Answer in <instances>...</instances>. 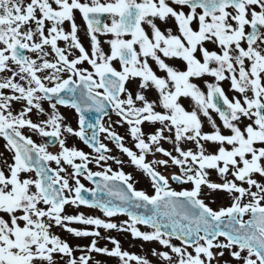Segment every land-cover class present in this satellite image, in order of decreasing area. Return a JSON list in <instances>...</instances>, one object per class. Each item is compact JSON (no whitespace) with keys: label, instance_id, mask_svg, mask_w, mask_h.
I'll use <instances>...</instances> for the list:
<instances>
[{"label":"snow or ice","instance_id":"6c2138e0","mask_svg":"<svg viewBox=\"0 0 264 264\" xmlns=\"http://www.w3.org/2000/svg\"><path fill=\"white\" fill-rule=\"evenodd\" d=\"M0 139V264H264V0H0Z\"/></svg>","mask_w":264,"mask_h":264},{"label":"rangeland","instance_id":"374dc122","mask_svg":"<svg viewBox=\"0 0 264 264\" xmlns=\"http://www.w3.org/2000/svg\"><path fill=\"white\" fill-rule=\"evenodd\" d=\"M206 79H208L209 81H211L213 78L206 77ZM222 86H225V91L227 90V94L231 98L233 96V93L234 92L229 91L228 83L227 82H224L222 84ZM182 103L184 104V106L186 108L189 106L187 100H183ZM64 115L67 117L68 112H65ZM74 119H76L75 116H74ZM71 126L74 128L75 123L71 124ZM208 130H209L208 128H205V131H208ZM69 143H71V140L68 141V144ZM3 144H4V141L2 139H0V151L3 150L2 149V145ZM73 145L78 148L79 142L75 139ZM163 147L166 150H169V151L172 150V145L169 144V143H167V142H164L163 143ZM80 149H81V147H80ZM111 154L114 155L117 159H122V158L124 159V157H122V155H118L117 154L115 148L112 149V153ZM5 155H7V154L5 153ZM149 159L153 161V160H159V159H167V157H164L162 154H155V155L151 154V157ZM170 165L171 164H169V166H167V167H164V166H156V170L159 171V172H161L163 175L169 176V175L173 174L174 172H177L178 171V168L177 167L171 165L172 168H170ZM139 173H141V172L139 171ZM211 179L219 182L218 179H216L214 177H211ZM169 183H170V185H171L172 188H174L176 190H181L177 185L173 184L171 180L169 181ZM135 185H134V187L137 190H145L149 194H152V192H153V190L151 189L150 185H145V186H140L139 184H137L136 186ZM206 202H208V201L206 200ZM229 204H230V201L228 200V198L226 197V195L225 194H220V196L218 198H216V202L215 203H210L209 206L210 207H213L214 209H218L221 206H228ZM70 211H71V209H70ZM79 211L84 212L86 214H93L95 216H101L99 211L89 210V209L85 208L84 206H81V208L79 209ZM245 218H247V217H245ZM125 219H126L125 217H120V219H117L115 222L119 223V222H122ZM138 227H140V229L142 231H150L151 230V229H148V228H146L145 226H142V225H139ZM55 232L57 234L61 235V236L64 234V232H62L59 228L55 229ZM102 234H103V231H102ZM122 234L119 235V233L117 231H115V230H112L110 232V235L111 236L116 237L120 241L123 250H127L129 253H134V254L140 255V256L147 255L148 258L153 261V264H156L155 258L150 255L149 249H151L153 247L159 248L161 246H159L156 243H144V242H142L139 239L133 240L131 238V236H129L130 235L129 233H122ZM62 238L68 239V237H66V235H64V237H62ZM69 239H71V238L69 237ZM72 242L73 243H77V241H75V240H73ZM86 242L87 241H79V243H86ZM174 242L175 243H178L176 241H174ZM106 243H107V241H105V240H101L100 241V245L101 246H103ZM107 246L109 248L112 247V245L110 243H108ZM110 264H117V262L115 260H112V261H110ZM132 264H135V262H132Z\"/></svg>","mask_w":264,"mask_h":264},{"label":"flooded vegetation","instance_id":"af4514ba","mask_svg":"<svg viewBox=\"0 0 264 264\" xmlns=\"http://www.w3.org/2000/svg\"><path fill=\"white\" fill-rule=\"evenodd\" d=\"M197 83H201L200 81H196ZM224 89H225V86H222ZM226 93H227V90H226ZM230 98V97H229ZM45 107L47 108V105H45ZM60 112L62 113V114H64L65 112H68V117H69V121L68 120H66V122L67 123H71V124H73V123H75V119H74V110H71V109H68V108H65V107H61L60 106ZM66 110H68V111H66ZM33 119H35V117H33ZM117 119V117L113 114L112 115V120L113 121H115ZM113 127L116 129V131H119L121 134H123L124 133V129L123 128H120V127H118V126H116L115 124L113 125ZM29 135H32V138L37 142V143H43V142H48V139L47 138H43V139H41L39 136H37V135H33V134H31V133H28ZM102 136L103 135H101V140H102ZM71 140V143H69V146H72L73 144H74V137L73 138H71L70 139ZM130 140V139H129ZM128 147H132V144L131 143H129L128 144ZM49 151H51V147H49ZM147 156V155H146ZM126 162H127V159H126ZM110 165H111V167L113 168V170H119V167L120 166H118V165H115V163H113L112 161H109L108 162ZM54 166V165H53ZM89 168L90 169H92L93 171H97V170H100V169H98L96 166H95V164L94 163H92V164H90L89 165ZM95 169H97V170H95ZM127 169H129V171H128V173H132V175H133V179L134 180H136L138 177H139V174H138V169L137 168H135L134 166H132V165H130L129 164V168H127ZM141 179H143V178H141ZM144 182H147V181H144V180H141V181H139L138 183H144Z\"/></svg>","mask_w":264,"mask_h":264}]
</instances>
